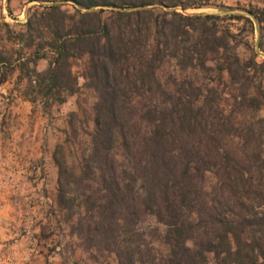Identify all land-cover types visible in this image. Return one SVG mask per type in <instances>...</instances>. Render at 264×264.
<instances>
[{"label":"trees","instance_id":"trees-1","mask_svg":"<svg viewBox=\"0 0 264 264\" xmlns=\"http://www.w3.org/2000/svg\"><path fill=\"white\" fill-rule=\"evenodd\" d=\"M43 1L13 31L16 54L0 52V83L18 71L48 104L79 76L94 93L78 169L55 156L70 232L117 264H264V59L246 36L264 4Z\"/></svg>","mask_w":264,"mask_h":264},{"label":"rangeland","instance_id":"rangeland-1","mask_svg":"<svg viewBox=\"0 0 264 264\" xmlns=\"http://www.w3.org/2000/svg\"><path fill=\"white\" fill-rule=\"evenodd\" d=\"M248 1L264 4V0H223L233 9L201 7L184 12L247 14L235 7ZM45 3L0 0V22L9 23V27L0 26L2 54H16L13 31L22 28L29 8ZM246 34L257 60L264 59V26L255 23L254 30ZM239 51L243 56L249 53L244 46ZM82 63L77 60L73 67L79 75ZM46 64V59L38 61L40 69ZM79 83L80 90L59 104L26 99L25 81L18 71L0 83V264H117L113 254L85 249L70 232L56 203L55 156L77 170L93 128L95 96L82 85L81 76Z\"/></svg>","mask_w":264,"mask_h":264},{"label":"crops","instance_id":"crops-1","mask_svg":"<svg viewBox=\"0 0 264 264\" xmlns=\"http://www.w3.org/2000/svg\"><path fill=\"white\" fill-rule=\"evenodd\" d=\"M37 67H38V64H37ZM38 69H40L39 67H38ZM43 69V68H42Z\"/></svg>","mask_w":264,"mask_h":264}]
</instances>
